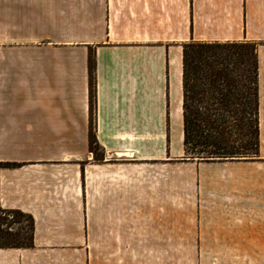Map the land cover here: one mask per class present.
Segmentation results:
<instances>
[{
    "label": "crops",
    "instance_id": "obj_1",
    "mask_svg": "<svg viewBox=\"0 0 264 264\" xmlns=\"http://www.w3.org/2000/svg\"><path fill=\"white\" fill-rule=\"evenodd\" d=\"M192 42L256 44L264 160V0H0V209L34 221L33 247H0V264H169L188 250L186 165L212 164L182 161Z\"/></svg>",
    "mask_w": 264,
    "mask_h": 264
},
{
    "label": "trees",
    "instance_id": "obj_2",
    "mask_svg": "<svg viewBox=\"0 0 264 264\" xmlns=\"http://www.w3.org/2000/svg\"><path fill=\"white\" fill-rule=\"evenodd\" d=\"M96 60L89 57L91 135L90 151L96 161L104 152L94 132L96 108ZM259 62L253 43H196L183 49V162L250 161L260 154ZM243 159V160H242ZM247 159V160H244ZM17 164L7 163L6 167ZM30 221L28 232L4 231L3 215ZM34 221L20 211L0 209V247L31 248Z\"/></svg>",
    "mask_w": 264,
    "mask_h": 264
},
{
    "label": "rangeland",
    "instance_id": "obj_3",
    "mask_svg": "<svg viewBox=\"0 0 264 264\" xmlns=\"http://www.w3.org/2000/svg\"><path fill=\"white\" fill-rule=\"evenodd\" d=\"M211 163L186 165L181 206L188 241L194 239L187 251L172 252L169 264H264V160ZM3 217L4 231L28 232L27 217L21 225L12 224V213Z\"/></svg>",
    "mask_w": 264,
    "mask_h": 264
},
{
    "label": "water",
    "instance_id": "obj_4",
    "mask_svg": "<svg viewBox=\"0 0 264 264\" xmlns=\"http://www.w3.org/2000/svg\"><path fill=\"white\" fill-rule=\"evenodd\" d=\"M243 160V159H242ZM244 160H247V159H244ZM182 161H184V159H182Z\"/></svg>",
    "mask_w": 264,
    "mask_h": 264
}]
</instances>
